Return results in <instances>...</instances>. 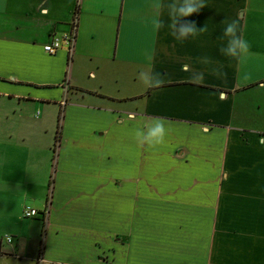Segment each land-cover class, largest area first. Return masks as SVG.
<instances>
[{
	"label": "crops",
	"instance_id": "1",
	"mask_svg": "<svg viewBox=\"0 0 264 264\" xmlns=\"http://www.w3.org/2000/svg\"><path fill=\"white\" fill-rule=\"evenodd\" d=\"M161 3L0 0V264H264V0H206L183 44ZM76 10L72 52H46ZM225 18L242 60L219 52ZM155 117L149 148L133 133Z\"/></svg>",
	"mask_w": 264,
	"mask_h": 264
},
{
	"label": "clouds",
	"instance_id": "2",
	"mask_svg": "<svg viewBox=\"0 0 264 264\" xmlns=\"http://www.w3.org/2000/svg\"><path fill=\"white\" fill-rule=\"evenodd\" d=\"M206 6V0H162L160 7L167 9L170 23L165 25L164 20L159 18L154 22V27L156 30L167 27L170 30V35L181 44L189 38L196 39L208 31L207 25L198 28L195 21H189L185 18L192 16L194 13H199ZM221 24L224 26L222 34L217 37L221 42L219 47L220 54L232 59L242 60L246 58L250 54V44L243 37L239 20H228L225 18L221 21ZM197 59L204 64L211 63L210 58L207 56L198 57ZM214 74L217 76L224 75L219 70H215ZM139 79L145 87L150 89H158L165 84V79L160 73L151 71L140 72ZM166 125L167 122L159 117L145 120L142 122L141 127L134 131V139L139 144L147 145L149 148L162 146L166 143Z\"/></svg>",
	"mask_w": 264,
	"mask_h": 264
},
{
	"label": "built area",
	"instance_id": "3",
	"mask_svg": "<svg viewBox=\"0 0 264 264\" xmlns=\"http://www.w3.org/2000/svg\"><path fill=\"white\" fill-rule=\"evenodd\" d=\"M78 29V11L74 12L73 18L70 21L69 31L61 33V34H53L50 41L43 45V49L48 53H54L56 50L60 48H66L68 52H72L76 34ZM43 213L46 214L48 212L47 207L44 208ZM39 214L38 209L31 206H24L23 215L25 217H32ZM6 240L10 242L12 239L10 236H6Z\"/></svg>",
	"mask_w": 264,
	"mask_h": 264
},
{
	"label": "rangeland",
	"instance_id": "4",
	"mask_svg": "<svg viewBox=\"0 0 264 264\" xmlns=\"http://www.w3.org/2000/svg\"><path fill=\"white\" fill-rule=\"evenodd\" d=\"M259 112L256 111V109L252 110L251 113L248 114L247 118H248V121L247 123L251 124V125H261V120H259ZM246 119V116L244 113H241V114H237V117H236V120L234 122H238V121H245ZM259 122V125L258 124H255L256 122ZM166 164V161L165 160H162L159 162V165H165ZM5 236V234L2 235V237Z\"/></svg>",
	"mask_w": 264,
	"mask_h": 264
}]
</instances>
